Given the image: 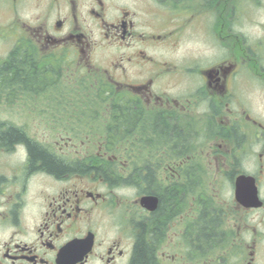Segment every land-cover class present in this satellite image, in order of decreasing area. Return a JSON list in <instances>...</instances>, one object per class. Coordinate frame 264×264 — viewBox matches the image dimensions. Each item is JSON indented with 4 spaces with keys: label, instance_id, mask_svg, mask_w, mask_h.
<instances>
[{
    "label": "flooded vegetation",
    "instance_id": "af4514ba",
    "mask_svg": "<svg viewBox=\"0 0 264 264\" xmlns=\"http://www.w3.org/2000/svg\"><path fill=\"white\" fill-rule=\"evenodd\" d=\"M0 2L10 10L0 23V264H133L141 239L154 264H264V217L253 225L252 209L226 233L198 201L201 221L189 226V168H202L207 129L208 155L224 166L237 164L238 134L264 139L241 99L254 80L264 88V0ZM193 40L218 48L213 62L164 55ZM78 77L89 89L72 90L101 101L84 114L61 97V79ZM94 123L118 136L81 137ZM12 131L22 138L6 139ZM31 147L66 171L42 167Z\"/></svg>",
    "mask_w": 264,
    "mask_h": 264
},
{
    "label": "rangeland",
    "instance_id": "374dc122",
    "mask_svg": "<svg viewBox=\"0 0 264 264\" xmlns=\"http://www.w3.org/2000/svg\"><path fill=\"white\" fill-rule=\"evenodd\" d=\"M31 2H27V5L29 7L26 8V11H21L23 19H27L28 17L31 16L33 9L31 8ZM0 9L2 12L0 13V22H6V16L5 13H9L10 10L6 8V4L4 2H0ZM255 30V28H254ZM4 44H0V49H4ZM160 52V51H159ZM219 50L216 47H213L212 45L209 44H203L200 43L199 40H193V41H188L184 42L179 45V47L175 48L172 52H165L164 55L168 58L171 59L173 55V60L175 63H178L179 65L183 64V60L188 59L184 58L185 55H190L191 57L199 58L200 55H206L208 58H214L217 54H215ZM262 58L259 57V61L264 62V50L262 52ZM189 67V66H188ZM191 66L190 68H192ZM78 82V86H71L69 79H61V85L63 88L62 91V103L63 104H80L77 105L79 112L78 114H84L83 112L85 110L84 104L85 103H91V101L87 100L86 102L82 98L81 93H79L77 90H79L80 87H84L83 84V79L78 78L76 79ZM72 89H77L72 90ZM72 91V93H70ZM76 92V93H75ZM79 93V94H78ZM249 94L247 98H244L243 96L241 97L242 102L247 104V112L251 114L252 117H255L259 121H261L264 124V88L261 87L255 80L253 81V86L252 88L247 91ZM92 104V103H91ZM195 113V112H194ZM193 113V114H194ZM243 115H245V112H241ZM92 114V110H91ZM96 114L92 116V120L95 119ZM78 120V119H77ZM79 127V126H78ZM82 128L83 133L80 134L81 137H85L86 135H93L96 137H100L101 131H105V128L103 127H96V123L94 125H89L85 127H79ZM66 128H62V132H65ZM254 129V128H253ZM250 129V126L247 127V130L244 128V133L247 137H250V135H253L254 137V130L256 129ZM93 132V133H92ZM212 134L207 133L205 137V143L203 142L201 144L202 149L205 153V156L202 157L203 160L200 158L199 160H195L194 163H199L198 165L201 166L202 168L200 170L194 169V167L190 166L189 168V202H190V220H189V226L192 229L196 228V225H193L194 221L196 220V215H197V207L199 206L197 204L198 201L207 204L214 202V199L220 204L222 207L228 204V208L234 209V204L231 206V201L233 200V184L235 177L239 172L242 171H247L249 173H256L257 170L260 167L259 162H262L261 158L260 160L258 159V154L262 151L264 148V139L260 140V142L250 140L249 142H245V144H236V151L238 150L239 152L236 153H244L243 156L240 155L237 160V166H234L235 169L237 170L234 172V170H226L224 168V161L219 158L215 159L208 153L212 151V145H213V140L215 138V133L210 132ZM92 137V136H91ZM95 139V138H94ZM241 139V137H240ZM246 148L247 150H243V148ZM224 150V148H223ZM227 150V149H226ZM190 154V153H189ZM193 161L190 162V164ZM220 168L221 170H219ZM258 173V172H257ZM260 175V192L261 196L264 199V171L261 173L259 172ZM175 177V176H174ZM122 192L121 189L118 190V193ZM121 194V193H120ZM253 217L250 216L249 220L253 225H255L258 221H261V217H264V209L260 211H255L253 212ZM217 218L220 219V216L215 217H207L205 218V221L207 222H213ZM193 225V226H192ZM235 223L233 221H229L225 224H222V230L220 231H225L229 230L230 227H233ZM182 225L179 224L176 228L175 226V231H180ZM232 231V229H231ZM264 231V230H263ZM246 233V232H245ZM244 234V233H243ZM195 261H193L194 264ZM199 263V262H197ZM191 264H192V259H191Z\"/></svg>",
    "mask_w": 264,
    "mask_h": 264
},
{
    "label": "trees",
    "instance_id": "16d2710c",
    "mask_svg": "<svg viewBox=\"0 0 264 264\" xmlns=\"http://www.w3.org/2000/svg\"><path fill=\"white\" fill-rule=\"evenodd\" d=\"M20 67H23L21 62H18ZM118 128L111 129V134L113 136H118ZM22 138L19 132L12 131L6 135V139L9 141H16ZM31 156L35 160L42 161V167H47V169L55 174L64 173L66 171V167L59 163H57L53 158H51L46 152L43 150H39L35 147H31ZM159 233V231H158ZM160 235V234H158ZM133 264H154V256L152 248L146 244L143 239H141L140 244L136 249L135 258L133 259Z\"/></svg>",
    "mask_w": 264,
    "mask_h": 264
},
{
    "label": "water",
    "instance_id": "95a60500",
    "mask_svg": "<svg viewBox=\"0 0 264 264\" xmlns=\"http://www.w3.org/2000/svg\"><path fill=\"white\" fill-rule=\"evenodd\" d=\"M237 184V198L241 202H247V205L260 206L261 202L258 199L257 187L252 176H239L236 181ZM143 201H146L145 199Z\"/></svg>",
    "mask_w": 264,
    "mask_h": 264
}]
</instances>
